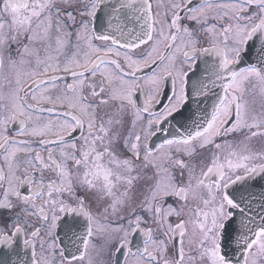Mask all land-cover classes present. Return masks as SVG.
<instances>
[{
    "label": "snow or ice",
    "instance_id": "1",
    "mask_svg": "<svg viewBox=\"0 0 264 264\" xmlns=\"http://www.w3.org/2000/svg\"><path fill=\"white\" fill-rule=\"evenodd\" d=\"M0 264H264V0H0Z\"/></svg>",
    "mask_w": 264,
    "mask_h": 264
},
{
    "label": "flooded vegetation",
    "instance_id": "2",
    "mask_svg": "<svg viewBox=\"0 0 264 264\" xmlns=\"http://www.w3.org/2000/svg\"><path fill=\"white\" fill-rule=\"evenodd\" d=\"M123 259V257L121 256V260Z\"/></svg>",
    "mask_w": 264,
    "mask_h": 264
}]
</instances>
